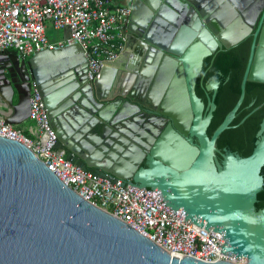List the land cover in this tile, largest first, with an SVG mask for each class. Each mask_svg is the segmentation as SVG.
I'll return each mask as SVG.
<instances>
[{
    "label": "water",
    "instance_id": "1",
    "mask_svg": "<svg viewBox=\"0 0 264 264\" xmlns=\"http://www.w3.org/2000/svg\"><path fill=\"white\" fill-rule=\"evenodd\" d=\"M127 31L131 53L92 82L64 70L83 58L77 46L27 60L0 52V98L13 111L5 121L28 119L29 92L17 85L27 68L67 159L158 190L173 214L181 208L184 219L221 232L219 250L236 263L169 255L81 198L27 146L0 136V264H264V98L244 96L247 81L264 83V0H134ZM250 34L239 92L208 56ZM114 70L121 74L110 84ZM112 85L118 98L105 102L100 91Z\"/></svg>",
    "mask_w": 264,
    "mask_h": 264
},
{
    "label": "built area",
    "instance_id": "2",
    "mask_svg": "<svg viewBox=\"0 0 264 264\" xmlns=\"http://www.w3.org/2000/svg\"><path fill=\"white\" fill-rule=\"evenodd\" d=\"M116 0H0V52L13 50L21 59L44 50L77 46L86 64V79L92 82L103 67L123 51L134 0L128 5ZM65 32L52 42L47 30ZM12 108L0 98V136L27 146L63 183L81 198L107 211L148 238L171 256H189L213 262L236 258L220 252L221 232H212L174 214L162 202L160 192L128 184L121 178L101 177L67 159L57 147L48 110L34 80L30 83L26 130L5 118Z\"/></svg>",
    "mask_w": 264,
    "mask_h": 264
},
{
    "label": "trees",
    "instance_id": "3",
    "mask_svg": "<svg viewBox=\"0 0 264 264\" xmlns=\"http://www.w3.org/2000/svg\"><path fill=\"white\" fill-rule=\"evenodd\" d=\"M252 37L249 36L236 45L217 50L208 56L230 86L240 92V83L248 60ZM245 97L250 100L264 98V83L247 81Z\"/></svg>",
    "mask_w": 264,
    "mask_h": 264
},
{
    "label": "flooded vegetation",
    "instance_id": "4",
    "mask_svg": "<svg viewBox=\"0 0 264 264\" xmlns=\"http://www.w3.org/2000/svg\"><path fill=\"white\" fill-rule=\"evenodd\" d=\"M138 4H139L138 2L135 3L134 12L140 14L141 12H143V9ZM260 15H261L260 9H258V10L254 9V11H253V22H252L253 28L257 25V22L260 18ZM249 36H251V34ZM249 36H247V37H249ZM127 43L130 45L131 49L134 48L133 45H136L134 37L131 34H129L128 31L126 32L125 46H127ZM25 60H27V58H25ZM67 65H68V66H66L67 68L64 69L65 71H67V72L70 71L71 74L76 76L77 79L85 80L86 82H89L86 79V64H85V61L83 58H81V57H75V59L71 58V60L69 61V64H67ZM15 70H20V69L18 68V66H15ZM117 74H119V76H120L121 73L117 72ZM21 77L22 78L20 79V82H17L18 88L20 90L27 88L28 92H29V96H30V83H31L32 78H31L30 73L28 72L27 68L23 69ZM110 84H113V82H111ZM112 87H113V85L109 86L107 89V87L103 86L101 91H100L101 98L103 100H105V102L106 101L107 102L113 101L116 98H118V96L111 95L110 90L112 89ZM4 89H5L4 80H3V78H1V75H0V91H3ZM14 99H15V95H14ZM140 113H143L142 114L143 118L145 116V118H149V117L151 118L152 117V119H156V116H154L153 114L144 112L142 107H140ZM166 123H167L166 121H163L162 123H160V125H158V128L159 129L163 128L166 125ZM143 124H144V122H141L140 126H143Z\"/></svg>",
    "mask_w": 264,
    "mask_h": 264
},
{
    "label": "crops",
    "instance_id": "5",
    "mask_svg": "<svg viewBox=\"0 0 264 264\" xmlns=\"http://www.w3.org/2000/svg\"><path fill=\"white\" fill-rule=\"evenodd\" d=\"M116 3H118V4H123V5H128L130 2H131V0H116L115 1ZM63 34H65V32H63ZM9 51H13V50H9ZM131 51L132 50H130L129 48H128V46H124V49H123V51H122V53L124 52V53H131ZM15 52V51H14ZM121 53V54H122ZM120 54V55H121ZM124 66L127 68L128 66H131V63H130V58L129 57H125V60H124ZM120 72V71H119ZM118 72V73H119ZM109 75H108V78H109V80H110V82L112 81V79L114 78V76H116L117 75V71L116 70H114L113 72H112V74L111 73H108ZM112 75V76H111ZM111 76V77H110ZM108 85H110V84H108ZM109 87V86H108ZM108 87H107V89H108ZM19 126L22 128V129H24V130H26V126H27V122H23V123H21V124H19Z\"/></svg>",
    "mask_w": 264,
    "mask_h": 264
},
{
    "label": "rangeland",
    "instance_id": "6",
    "mask_svg": "<svg viewBox=\"0 0 264 264\" xmlns=\"http://www.w3.org/2000/svg\"><path fill=\"white\" fill-rule=\"evenodd\" d=\"M47 36H48L50 41L58 42V41L63 39L64 34H63L62 30H56V29H53V28H49L47 30ZM25 122H27V120Z\"/></svg>",
    "mask_w": 264,
    "mask_h": 264
}]
</instances>
